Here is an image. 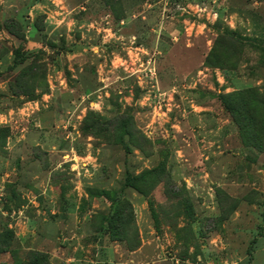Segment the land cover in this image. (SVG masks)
Wrapping results in <instances>:
<instances>
[{
    "label": "rangeland",
    "instance_id": "1",
    "mask_svg": "<svg viewBox=\"0 0 264 264\" xmlns=\"http://www.w3.org/2000/svg\"><path fill=\"white\" fill-rule=\"evenodd\" d=\"M264 264V0H0V264Z\"/></svg>",
    "mask_w": 264,
    "mask_h": 264
},
{
    "label": "trees",
    "instance_id": "2",
    "mask_svg": "<svg viewBox=\"0 0 264 264\" xmlns=\"http://www.w3.org/2000/svg\"><path fill=\"white\" fill-rule=\"evenodd\" d=\"M36 264H39L38 261L36 262ZM45 264H47V263H45Z\"/></svg>",
    "mask_w": 264,
    "mask_h": 264
}]
</instances>
